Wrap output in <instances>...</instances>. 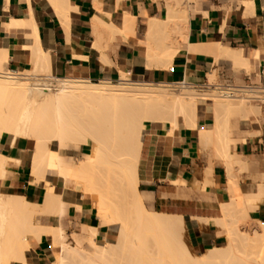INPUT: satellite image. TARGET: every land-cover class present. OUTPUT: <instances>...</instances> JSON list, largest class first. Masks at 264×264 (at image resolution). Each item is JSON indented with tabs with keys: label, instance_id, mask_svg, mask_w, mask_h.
<instances>
[{
	"label": "bare ground",
	"instance_id": "1",
	"mask_svg": "<svg viewBox=\"0 0 264 264\" xmlns=\"http://www.w3.org/2000/svg\"><path fill=\"white\" fill-rule=\"evenodd\" d=\"M185 1L189 3L187 0H166V18L145 19L147 26L142 39L137 37L136 15L127 10L121 0L116 1L114 12L104 11L101 0H95L94 6L102 13L92 18L95 45L102 47L120 34L126 43L141 50L148 67L169 68L187 39L190 14L187 6H183ZM57 11L62 18L68 12L62 7ZM9 25L28 27L25 22ZM189 49L210 51L217 58L229 59L259 76V66L264 63V51L251 54L247 49H232L220 43L190 45ZM1 54L0 72L4 71L6 64H3L7 61ZM49 60H43L46 63H42L41 69L44 65L50 67ZM50 68L49 73L43 67L42 75L0 74V141L3 134L12 135L8 143L11 152H0V183H11L9 171L19 164L17 151L32 140L28 180L43 185L42 211L57 219L55 225L42 223L36 218L38 201L23 194L0 192V264L13 261L20 264H264V221L257 220L259 227L250 232L243 226V230L240 228V218L249 220L251 213L264 202V180L257 181L253 189L245 192L236 174L238 170L264 169V155L260 161H251L236 151L237 143L244 139L239 124L242 119L256 118L260 109L252 101L261 97L264 88L217 85L209 87L210 92H200L195 85L185 82L182 85L185 89L173 91L170 83L151 82L143 77L130 79L125 72L121 73L119 82H95L84 75L56 77ZM214 76H209L207 85L214 84L211 81ZM235 114L242 118L231 122L230 116ZM200 117H210L212 122L198 126ZM145 120L151 123L150 128L146 127ZM164 123L169 124V134L180 129V123L197 128L200 139L214 147L215 154L206 167L207 172L201 175L203 186H213L208 172L214 170V157L221 160L225 170L223 214L213 221L225 228L226 243L211 246L200 254L192 252L185 241L186 217L148 209L147 196L139 189V164L145 134L154 132ZM78 143L89 145L84 148L87 149L85 158L76 160L66 156L64 147L74 144L76 147ZM54 171L57 173L52 176ZM49 176L55 183L62 178L65 194H57L52 189L46 193L44 186ZM169 177L171 182H179L178 175L170 174ZM76 190L83 194L76 207H94L100 218L96 225L83 223L86 225L82 226V231L88 235L89 249L80 242L70 244L66 238L67 226L62 222L64 210L69 208L67 196ZM121 192L122 199H126L125 212L129 211L125 215L124 211L120 212L118 202L113 210L109 200ZM198 219L209 221L203 217ZM44 235L52 238L55 259L51 263L37 260L34 245L29 240V236H33L38 243ZM74 236L79 238L77 233Z\"/></svg>",
	"mask_w": 264,
	"mask_h": 264
},
{
	"label": "crops",
	"instance_id": "2",
	"mask_svg": "<svg viewBox=\"0 0 264 264\" xmlns=\"http://www.w3.org/2000/svg\"><path fill=\"white\" fill-rule=\"evenodd\" d=\"M116 1L101 0L102 9L114 12L118 4ZM188 1L189 3L185 4V1L183 4L187 6L190 14L186 43L184 40V46L176 52L169 68H164L148 67L141 50L126 43L120 34L108 40L102 47L95 45L92 18L94 15H102L94 6L95 0H0V54L2 53L1 57L5 55L4 57L7 58L3 68L42 75L43 67L47 71L51 67V74L56 77L84 75L91 80L112 82L120 81L121 73L125 72L130 79L143 77L151 82H186L196 86L207 85L210 82L209 76L217 75L216 70H219L220 78L224 80L264 86V63L259 66L260 76L253 71L251 74L237 77L228 69L227 62L234 65L229 59L217 58L210 51L189 49L190 45L220 43L232 49H247L251 54L254 51H264V0ZM121 3L136 15L137 23L139 27L142 25L144 31L147 19L153 17L165 19L164 16H167L166 0H121ZM59 7L68 11L65 18L59 15L57 11ZM14 22L28 23V27L9 25ZM143 35L138 31L137 37L143 39ZM43 60H49L50 67L44 65L41 69L46 63ZM210 119V117H200L197 124L208 125L211 123ZM168 125L164 123L154 132L145 134L139 164V189L146 194V206L148 204L152 210L186 217L184 221H189L187 234L190 245L194 251L203 253L211 246L223 245L226 242L223 228L213 221V218L222 215L221 203L226 197L223 191L226 185L225 170L221 165H215L213 186L204 188L198 176V171L202 167L198 129L181 127L174 134H169ZM150 126V122L146 124V127L150 128ZM7 135H9L8 139L3 136L0 142V152L5 154L11 152L8 143L12 135ZM246 139L244 137L236 145L240 149V151L236 149L237 153L251 161L262 160L263 156L259 158L258 151L264 145V130L261 134L249 138L247 142ZM26 151L28 150L25 147L18 149L19 164L9 171L11 183L8 185L19 189L31 200L39 202L44 198L43 188H38L28 180V161L30 160L31 166L33 149L29 150L28 157ZM254 172H256L255 181L247 189H243L239 180L242 191H249L264 180L263 169ZM56 173L54 171L52 176ZM170 174L178 175L179 182H171ZM51 180L53 181V177ZM56 183L53 181L54 186H59L61 191H56L54 188L52 190L57 194H65L66 190L61 179ZM77 196H80V201L76 199ZM82 196L79 190L70 192L67 196L69 208H65L62 217L63 224L68 228L67 215L71 213L74 215V220L79 223L76 233H82V226L86 225L83 223L87 225L98 223L96 208L76 207L82 201ZM72 207H74L73 211ZM253 215L255 219L264 221V202L259 204ZM202 217L209 221L200 220V222L198 218ZM47 246V236L44 235L34 250L37 258L40 259L46 254Z\"/></svg>",
	"mask_w": 264,
	"mask_h": 264
},
{
	"label": "rangeland",
	"instance_id": "3",
	"mask_svg": "<svg viewBox=\"0 0 264 264\" xmlns=\"http://www.w3.org/2000/svg\"><path fill=\"white\" fill-rule=\"evenodd\" d=\"M139 31H141L142 32V34H144V29H142V25H140V27H139ZM137 34H138V32H137ZM143 37H144V35H143ZM228 64H229V66H228V69L232 72V74H234V76H240V75H242V74H251V72L252 71H250L249 69V71L250 72H248V70H244V66H242L241 65V67L239 66H237V65H232L231 63H229V62H227ZM3 70H5L4 68H3ZM216 72H217V75H213L214 76V78H215V80H214V78H212L211 79V81H212V83H214L213 85H202V86H196L197 87V89L200 91V92H207V91H211V88L212 87H215V86H224V87H238V88H245V87H247V88H251V87H256V88H258V89H262V88H264V86L263 85H261V84H258V85H251V84H248V83H245V82H243V81H236V83L235 82H231V81H229V80H224L222 77L220 78V75L221 74H219V70H216ZM29 74H34V73H29ZM30 76V75H29ZM93 81H95V82H99V80H93ZM113 82H119V81H113ZM171 85L169 86V88L170 87H173L175 90H173L172 88H170V89H172L173 91H180L181 90V88L182 89H185L184 87H182V85L183 84H176V83H174V86L172 85L173 83H170ZM209 87H211V88H209ZM177 88V89H176ZM262 90H264V89H262ZM262 94V92L260 93V95L259 96H261V97H263L264 95V91H263V94ZM261 97H258V98H255L252 102L254 103V104H256V105H259V109H260V111L259 112H257L256 113V120H258V121H254L253 119H246V120H241L240 118H242L241 116H238V114H235L234 116L232 115V116H230V117H232V119H230V121L232 122H235L236 120H241V122H240V124H239V126H240V128H241V133H242V135L244 136V137H246L247 139H246V142L247 141H249V138H251L252 136H255V135H258V134H261L262 133V131L264 130V99L263 98H261ZM239 118V119H238ZM236 119V120H235ZM255 122H253V121ZM210 121L212 122V119H210ZM144 123H145V125L146 124H149V121H147V120H145L144 121ZM254 124L255 125H257L258 124V126H254ZM181 127H185L182 123H180V128ZM3 136L6 138V139H8V137H9V135H7V134H3L2 135V138H3ZM198 138H199V143H200V146H201V150H200V153H201V157H202V160H201V168L199 169V171H198V176H199V178H200V180H201V175L203 174V172H207V169H206V167L210 164V162L212 161V155H214L215 153V151L214 150H212V149H214V147L211 145V144H206V143H204L201 139H200V137H199V135H198ZM87 139L88 140H92V138H91V136H87ZM1 142V141H0ZM33 141L32 140H28V142L27 143H25V148H27V150L28 151H26V154H27V157H28V152H29V150L32 148V143ZM243 143H245V142H243ZM89 144V143H88ZM75 145V144H74ZM74 145H68V146H66V147H64V149H65V155L66 156H73V157H75L76 158V160H80V159H83V158H85V156H86V153H87V149H84V148H87L89 145L90 146H92L93 145V142H91L89 145H84V144H81V143H78V145H76V147H74ZM237 145H238V143H237ZM78 146V147H77ZM85 146V147H84ZM236 149L238 150V151H240V149H238L237 148V146H236ZM86 150V151H85ZM214 153V154H213ZM263 153H264V145L262 146V148L258 151V157L259 158H262V156H263ZM216 156V155H215ZM214 157V156H213ZM214 159V163H215V165H221V160L219 159V158H217V156L216 157H214L213 158ZM222 166V165H221ZM223 167V166H222ZM29 168H30V160L28 161V172H29ZM224 169V168H223ZM264 170V169H263ZM237 171V170H236ZM242 171V172H241ZM236 173V172H235ZM239 173V174H238ZM237 175H238V177H239V179H240V182H241V185L243 186V189H247L248 188V186L251 184V183H253V181H255V175H256V172H252V171H248V170H238L237 171V173H236ZM208 176H209V178L213 181V176H214V173L213 172H208ZM51 176H49L48 177V181L45 183V189L47 190L46 191V193H49L50 191H51V189L52 188H54L56 191H60V188H59V186H54V184H53V181L51 180ZM61 180H62V178H61ZM202 181V180H201ZM38 186V188H40V187H42L43 188V185H37ZM204 188H208V187H206V186H204ZM0 192H3V193H12V194H23L19 189H17V188H15L14 186H12V185H4V184H2V183H0ZM43 194H45V193H43ZM120 194H121V196H120ZM119 194V196L118 197H111L109 200H110V202H111V205L112 206H114V208H113V210L116 208V205L117 204H115L116 202H118V205L121 207L120 208V212H121V210L122 211H124V215L126 214V213H128L129 211H127V212H125V210H127V209H125V205H126V203H125V200L126 199H122L124 196H123V194H122V192ZM23 195H25V194H23ZM119 197H121V198H119ZM76 199L77 200H81L80 199V196H77L76 197ZM113 199V200H112ZM115 199V200H114ZM119 201H118V200ZM31 200V199H30ZM112 200V201H111ZM117 200V201H116ZM121 200H123V201H121ZM109 202V203H110ZM112 202H114V203H112ZM120 203V204H119ZM123 203H125L124 205H123ZM42 201H39V203H38V208H37V214H36V218H38L39 220H40V222H42V223H45V224H53V225H55V224H57V219H55L54 217H51V216H49V215H46V214H44L43 213V211H42V209H43V207H42ZM124 206H122V205ZM147 208L148 209H150V210H152L150 207H149V205L147 204ZM72 209V211L74 210V207H72L71 208ZM222 209V208H221ZM94 213L96 214V210L94 209ZM222 214H223V211H222ZM73 214L71 213V214H68L67 215V218H68V221H69V225H68V228H67V231H66V238H67V240L69 241V243L70 244H76V243H82V245L84 246V247H86V248H88L89 249V243H88V235L86 234V233H84L83 231H82V233H77L78 234V237L79 238H76L75 236H74V233H76L75 231H77L78 230V225H79V223H78V221H76V220H74V218H73ZM222 216V215H221ZM250 218H251V220H252V222H251V220H250ZM250 218H249V220H246V219H244V218H240V219H242V220H240V223H241V230H243L244 228H245V231H251V230H253L254 228H258L259 227V223H258V221H257V218L255 219L254 218V215H253V213H251V216H250ZM245 221V222H244ZM257 221V222H256ZM100 222V218L98 217V223ZM97 223V224H98ZM249 223V224H248ZM77 224V225H76ZM220 225V224H219ZM242 226L244 227V228H242ZM223 228V230H224V232H225V234H226V230H225V228L224 227H222ZM240 230V229H239ZM240 232V231H239ZM185 241H186V243L188 244V246H189V248H190V250L192 251V252H194L195 254H200V253H198V252H196V251H194L193 249H192V247H191V245H190V242H189V239H188V234H187V222H185ZM227 239V238H226ZM29 240L32 242V244L34 245V250H35V247H36V245H37V243H36V240L34 239V237L33 236H29ZM51 241H52V238L50 237V236H47V243H48V246H47V250H46V254L45 255H43V256H41L40 257V259L39 258H37V260L39 261V262H41V263H51V262H53V260L55 259L54 258V256H53V252H52V250H51V247H50V243H51ZM226 243V242H225ZM219 246H221V245H219ZM92 249H94L93 247H92ZM205 252V251H204ZM13 264H20V263H13Z\"/></svg>",
	"mask_w": 264,
	"mask_h": 264
},
{
	"label": "built area",
	"instance_id": "4",
	"mask_svg": "<svg viewBox=\"0 0 264 264\" xmlns=\"http://www.w3.org/2000/svg\"><path fill=\"white\" fill-rule=\"evenodd\" d=\"M17 71H13V70H4L2 72H0V74L2 75H8V76H13V75H18ZM185 82H177L176 84H184Z\"/></svg>",
	"mask_w": 264,
	"mask_h": 264
}]
</instances>
